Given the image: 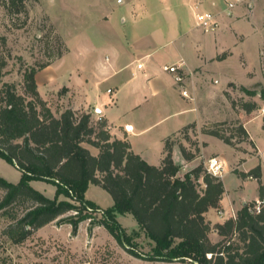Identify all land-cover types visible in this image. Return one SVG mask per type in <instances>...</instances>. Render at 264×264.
Here are the masks:
<instances>
[{"label":"trees","instance_id":"obj_1","mask_svg":"<svg viewBox=\"0 0 264 264\" xmlns=\"http://www.w3.org/2000/svg\"><path fill=\"white\" fill-rule=\"evenodd\" d=\"M27 0H1L5 8L21 11ZM226 53L217 57L221 60ZM61 57L57 53L55 58ZM46 62L29 67L23 73L24 93L18 94L12 83L0 86V157L11 164L15 162L20 172L17 183L0 176V189L4 195L0 210L9 223L3 230L12 243L27 239L33 231L58 219L69 211L80 213L70 200L96 206L85 200L89 184L100 186L112 198L113 205L104 211L103 226L121 242L119 223L115 213L131 214L155 246L148 261L171 262L190 259L198 264H264V205L253 208L256 201L244 204L234 217L213 227L222 238L219 243L209 239L210 222L204 213L209 208H219L224 192L219 176L210 174L203 164L178 176L179 167L172 159V142L164 141V156L159 166L146 163L130 150L128 142L110 140L104 123L97 129L90 124V116L77 114L71 109L54 115L46 100L40 96L35 81L37 70L48 66ZM6 65L0 54V82ZM232 108L236 105L227 92ZM260 95L264 98V88ZM247 113L256 109L255 103L243 102ZM264 128V116L263 124ZM195 128L191 123L182 131ZM201 133L212 135L223 143L235 147L248 141V135L239 119L205 124ZM187 139V138H186ZM88 143L98 148L96 156L82 146ZM190 147L180 144L185 160H192L200 151L197 141ZM242 176H252L258 181V200L264 204V185L260 182V168L255 167ZM30 180H41L55 186L53 198L44 196L31 187ZM201 184L203 186H201ZM63 195L70 199H59ZM15 204H28L19 214ZM86 215L70 218L68 223L75 231ZM210 257H207V255ZM136 257H140L134 254Z\"/></svg>","mask_w":264,"mask_h":264},{"label":"rangeland","instance_id":"obj_2","mask_svg":"<svg viewBox=\"0 0 264 264\" xmlns=\"http://www.w3.org/2000/svg\"><path fill=\"white\" fill-rule=\"evenodd\" d=\"M233 1L27 0L21 11H14V8L3 7L0 0V54L6 60L0 86L2 83H12L16 92L23 94L24 71L29 67H37L52 60L51 67L37 71L42 70L39 74L42 95L49 100L50 106L57 113L60 108V99L67 94L68 89L55 81V78L56 80L64 79L74 67L87 70L93 79L97 78L98 64L105 54L102 45L105 40H110V34L114 33L122 37L127 33L130 35L135 33L140 36L138 44L147 42L150 34L152 39L154 38V42H149L150 47L156 49L155 56L161 61H169L175 57L176 53L173 44H165V41L169 39L166 37L181 17L186 20L188 28L196 30L195 37L191 39L193 42L186 46L188 57L192 58L193 49L190 46L198 39L201 53L205 58H210L218 52L220 46L230 45V35L226 33L220 42L217 40L214 44L210 35L203 34L198 26H195L193 10L196 12L205 10L217 16L229 2ZM234 3L233 7L237 6L238 12L242 13L237 16L238 19L255 13L263 18L259 21V26L262 28V46L259 56L264 58V0H239ZM156 34L159 36L157 39L154 37ZM116 39L112 40L116 41ZM58 52L61 53V57L55 58ZM248 59L250 64L254 63L253 56ZM238 62L241 65L246 63L244 55L231 58L226 64H217L213 67L216 78L202 90L205 101L204 119L212 117V99L226 81L246 82L244 70ZM252 72L250 75L253 74ZM46 82H52V84L47 87ZM258 82L260 83L256 85L254 83L251 85L228 83L225 90L236 107L230 106L228 110L227 104L229 103L222 94L220 101L216 102L213 116L219 119L232 118L231 120H235V111L240 110L243 102L256 103V109L251 114L257 112L264 116V98L260 95L261 88H264V73L261 81ZM243 115L245 116V112ZM249 128L254 135H259L260 120H252ZM199 129V126H196L180 131L173 135L170 141L174 146L182 144L186 148H191L190 141L198 140ZM247 148L251 149L248 145ZM210 150L222 153L225 159H230L232 154L231 148L217 139L216 142L210 144ZM208 159L209 157L204 158L201 154L198 164H203L207 168ZM236 166L229 168L223 163L224 172H238ZM257 167L264 176V161L260 158ZM0 176L8 182L17 183L20 180V172L15 162L11 164L0 157ZM28 184L48 198H53L55 195V186L50 183L30 180ZM3 195L4 191L0 189V200ZM88 195L102 207L112 203L111 196L103 189L93 187ZM247 195H253L252 189L248 190ZM58 198L70 200L63 195ZM70 201L78 208H83L82 211L80 213L66 212L58 219L33 231L27 239L20 243H12L3 234L9 219L0 210V264H198L190 259L171 262L144 260L142 256L150 255L155 244L131 214L115 213L116 221L122 230L121 242H119L103 226L98 225L99 220L106 219L104 214L106 208H101L95 203L96 206H91L74 200ZM250 202H252L251 197H248L244 204ZM27 206L28 204H15L7 208H15L21 214ZM221 211H226V214L223 216ZM213 213L216 217H227L234 215L236 210L220 207L214 209ZM80 215H86L87 218L80 221L74 231L68 220ZM210 226V241L219 243L222 238L214 234V225Z\"/></svg>","mask_w":264,"mask_h":264},{"label":"crops","instance_id":"obj_3","mask_svg":"<svg viewBox=\"0 0 264 264\" xmlns=\"http://www.w3.org/2000/svg\"><path fill=\"white\" fill-rule=\"evenodd\" d=\"M195 13L196 11L193 10V20L197 27ZM240 15L242 13L238 12L237 6L230 10L223 8L216 16L218 26L214 31L204 32L198 27L203 34L210 35L214 44L217 40L220 42L226 33L230 35V45L220 46L218 52L210 58H205L201 53L198 39L190 46L193 49L192 58L188 57L186 46L193 42L191 39L195 37L196 30L188 28L186 20L176 16L178 18L176 26L168 33L166 38L169 39H165V44L171 43L175 46L176 55L173 59L161 61L155 56L156 49H152L149 42H154V38L152 39L150 34L147 42L138 44L140 36L135 33L132 34L134 36L127 33L122 37L112 33L109 36L110 40H105L102 45L105 54L98 64L97 78L93 79L90 72L79 67H74L64 79L56 80L54 77L55 81L68 89L67 94L60 99V108L57 113L50 106L49 100L42 95L39 82V74L42 70L37 71L35 75L37 90L42 99L48 102L54 115L58 116L65 109H71L77 114H89L90 124L95 129L98 123H104L110 140L120 139L128 142L134 154L139 155L150 165L159 166L164 156V141L168 138L170 140L188 124L194 123L195 127L199 126L201 129L203 125L211 122L232 119H219L213 116L216 102L220 101L224 92H227L225 86L228 83L235 82L240 85L260 83L258 81H261L264 73V58L259 56L262 46V28L259 26V21L263 18L255 13L238 19L237 16ZM102 35L106 36V34ZM154 37L157 39L159 36L156 34ZM113 38L119 39L114 41ZM223 53H226V56L217 60V57ZM241 55H244L246 63L244 65L238 63L244 70L246 82L226 81L212 99V117L204 119L205 101L202 90L216 78L213 67L217 64H226L231 58ZM249 55L253 56L254 63L248 62ZM52 65L49 64L44 69ZM171 65L178 66L177 72L182 76V82H176L174 73L164 69L165 66ZM251 72L252 75H250ZM46 83L47 87L52 84V82ZM183 90L186 91L187 97L181 94ZM226 100L229 103L227 104L229 110L231 103L227 97ZM253 111L249 113L243 109L235 111L234 118L240 120L248 135V141L237 143L235 147L223 143L217 137L201 133L200 129L196 141L200 145L201 143L206 145L200 146V154L198 153L192 160H185L179 146H172V159L179 167L178 176L180 177L198 165L201 154L204 158H215L217 164L221 166L220 178L224 187L219 208H232L237 212L248 197H251L252 201H258V181L252 176L241 175L257 167L259 158L264 161L263 114L257 112L251 114ZM254 119H259L261 124V132L257 136L249 128L250 122ZM125 125H131L132 129L126 131ZM216 139L231 148L230 159H225L220 152L210 150V144L216 142ZM247 145L252 150L247 148ZM82 146L94 156L99 152L97 147L88 143H82ZM223 163L229 168L237 165L238 172L225 173ZM260 182L264 185V176L261 175V171ZM93 187L102 189L98 185L89 184L84 198L98 205L88 195ZM249 189L253 191L251 196L247 195ZM112 205L113 200L109 206H98L107 208ZM214 209L217 208H209L204 213L205 219L211 222L210 225L223 223L227 218L234 217L236 214L223 217L226 211H221L223 216L216 217L213 213ZM213 231L218 236L216 230L213 229Z\"/></svg>","mask_w":264,"mask_h":264},{"label":"built area","instance_id":"obj_4","mask_svg":"<svg viewBox=\"0 0 264 264\" xmlns=\"http://www.w3.org/2000/svg\"><path fill=\"white\" fill-rule=\"evenodd\" d=\"M239 0H234L233 2H229L226 5V10H230L233 5L235 4L234 2H238ZM195 18H196V23L197 26L199 28H201L204 32H211L214 31L217 26H218V22L216 20V16L213 15L211 12L208 11H204V12H196L195 13ZM165 70L174 73V77H175V81L176 82H182L183 78L180 74H178L177 70H178V66L176 65H171V66H165L164 67ZM109 92V90H108ZM181 94L184 97H187L186 91L183 90L181 92ZM124 129L126 131H130L132 129L131 125H125ZM207 171L214 175V176H219L221 175V166L219 164H217L215 158H211L208 160V164H207ZM261 207V202L257 201V204H255L253 206V208H256L257 211H259V208ZM207 257H210V255L208 254Z\"/></svg>","mask_w":264,"mask_h":264},{"label":"bare ground","instance_id":"obj_5","mask_svg":"<svg viewBox=\"0 0 264 264\" xmlns=\"http://www.w3.org/2000/svg\"><path fill=\"white\" fill-rule=\"evenodd\" d=\"M197 24V23H196Z\"/></svg>","mask_w":264,"mask_h":264}]
</instances>
